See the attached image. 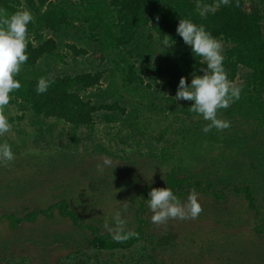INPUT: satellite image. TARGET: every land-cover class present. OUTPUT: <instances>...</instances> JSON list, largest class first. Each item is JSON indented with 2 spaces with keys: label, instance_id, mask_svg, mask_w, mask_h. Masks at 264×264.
Masks as SVG:
<instances>
[{
  "label": "trees",
  "instance_id": "1",
  "mask_svg": "<svg viewBox=\"0 0 264 264\" xmlns=\"http://www.w3.org/2000/svg\"><path fill=\"white\" fill-rule=\"evenodd\" d=\"M205 7L214 11L202 15ZM23 9L30 10L34 17L28 25L29 59L16 76L21 88L10 93V102L4 107L10 124L19 133L20 143L5 141L11 144L15 156L30 144L64 148L62 141L67 135L72 137V147L77 150L82 134L79 131L87 129L92 133L98 115L108 125L122 121L125 127L137 131L144 110L173 115L169 128L174 127V122L179 124L173 147L181 146L188 156L192 152L201 156L222 150V146L216 144L221 143L223 137L226 139L231 129L213 128L204 133L203 127L208 121L191 111L193 101L181 103L175 99L181 77L190 84L193 74L203 75L202 69L206 68V62L195 57L177 34L182 18L204 25L220 39L225 44L223 54L228 78L234 82L240 77L243 79L239 84L243 86L241 98L229 108L221 109L218 115L226 120H240L253 133L264 131V0H0V18ZM165 36H168V46L163 45ZM62 46L74 59L87 58L86 62L96 64L98 69L75 74L53 73L56 66L51 65V61L64 63L67 57L60 53ZM108 72L111 81L103 87ZM41 77L50 81V86L45 93L37 94L36 86ZM127 93L138 96L142 103L134 106L126 100ZM162 102L167 103L168 108L163 107ZM26 119L36 130L32 141L21 135L20 125ZM167 131L161 128L160 135ZM120 133L113 135V139L128 144L131 135L124 138ZM240 137L244 140L234 139L238 145L232 153L236 151L239 158H245L246 169L264 173V143L245 140L244 132ZM95 150L110 154L100 143L95 145ZM169 151L167 147L162 156L164 161L172 158ZM225 153L219 154L221 159L217 157L216 162H225ZM199 156L196 161L204 162L206 155L201 161ZM15 165L12 162V168ZM191 168L189 164L188 169ZM179 172V168L173 166L162 182L146 184L141 189L135 216L137 226L131 231L137 235L127 241L116 242L110 232L86 222L67 198L20 214L5 213L0 216V226L7 222L15 230L58 215L70 220L85 236L83 239L54 236L52 244L69 250L70 264H156L154 253L160 252V247L170 240L166 238L169 235L158 237L154 233L147 199L152 188L168 186L182 201L187 200L192 190L215 203L231 196L243 198L248 213L253 214L254 233L264 240V207L254 182L225 180L220 173L214 178L210 172L206 175ZM201 213L210 215L205 209ZM231 216L236 220L237 215ZM226 222L235 223L231 219Z\"/></svg>",
  "mask_w": 264,
  "mask_h": 264
},
{
  "label": "rangeland",
  "instance_id": "2",
  "mask_svg": "<svg viewBox=\"0 0 264 264\" xmlns=\"http://www.w3.org/2000/svg\"><path fill=\"white\" fill-rule=\"evenodd\" d=\"M247 5H250L249 1ZM60 53L67 54V57L64 63L51 61L50 64L56 66L53 70L55 74L98 69L96 64L86 62L87 58L74 59L63 46ZM110 81L108 72L103 87H107ZM241 82L242 77L235 83L239 86ZM126 100L134 106L142 103L138 96L128 93ZM179 102L185 103V100ZM162 106L168 108L167 103L162 102ZM166 115L144 110L137 131L125 127L122 121L108 125L98 115L92 133L87 129L79 131L82 134L77 150L72 147L73 139L68 135L62 141L64 148H47L45 143L43 147L30 144L24 152L15 156L12 162L16 165L13 168L12 162L0 165V216L5 213L20 214L34 207L44 208L67 198L86 222L99 225L103 231L109 232L104 227L106 223L114 225L117 211L127 222L126 231H132L137 226L135 216L141 189L146 184L162 182L173 166L179 168L181 175H206L210 172L212 177L220 173L225 180H250L254 182L264 207V173L246 169L245 158H239L236 151L232 153L238 145L234 139H240L243 132L244 136L247 135L245 140L264 143L263 130L253 133L240 120H230L231 130L226 129L229 131L226 139L223 137L222 142L216 144L217 147L222 146V150L201 156L192 152L188 156L181 146L173 147L177 141L175 129L179 124L174 122V127L169 128L174 118L170 113ZM65 128L69 130L68 125ZM161 128L168 130L166 134L163 132L160 135ZM20 130L23 131V138L33 140L36 130L28 119L22 122ZM118 131L124 138L131 135L128 144L113 139ZM133 133L135 136H132ZM88 135L91 137L88 138ZM258 137L261 140L258 141ZM19 139V133L13 127L0 136V142L11 140L20 143ZM99 143L110 154L96 152L95 145ZM167 147L172 158L164 161L162 156ZM223 151L226 152V161L216 162L217 157L221 159L219 154L222 155ZM204 155V162L198 163L197 157L201 161ZM180 158L183 160L180 161ZM105 160L109 163L105 164ZM189 164L193 168L188 169ZM198 202L210 215L200 213L194 220L169 219L163 224L152 225L158 237L169 235L166 238L170 240L169 244L160 247V252L154 253L156 264H264V240L254 233L253 214L248 213L243 198L231 196L226 201L215 203L213 199L198 196ZM232 214L237 215L236 220ZM209 216L212 219L209 220ZM149 217H152L151 211ZM230 219L235 223L229 225L226 221ZM55 235H70L77 239L85 237L70 220L58 215L52 220L40 219L35 224H25L15 230L7 222L3 223L0 226V264H70L67 257L69 250L52 244Z\"/></svg>",
  "mask_w": 264,
  "mask_h": 264
},
{
  "label": "clouds",
  "instance_id": "3",
  "mask_svg": "<svg viewBox=\"0 0 264 264\" xmlns=\"http://www.w3.org/2000/svg\"><path fill=\"white\" fill-rule=\"evenodd\" d=\"M208 11L214 9L205 7L201 14L205 15ZM33 20L34 17L28 9L18 10L10 17L0 18V136L8 133L12 127L4 107L10 102V93L22 86L16 76L21 71V66L29 59L26 51L29 43L28 25ZM176 31L190 47L192 54L206 62V68L202 69L203 75L194 73L190 84L185 77H181L175 99L193 101L191 111L208 121L203 127L204 133L213 128L221 131L230 128L231 121L221 118L218 113L241 98L243 86H238L228 78L223 42L213 36L204 25L196 24L188 18L179 20ZM165 37L163 45L168 46V36ZM49 86L50 81L41 77L36 86L37 94L45 93ZM14 160L15 154L11 144L0 142V165H8ZM104 163L109 161L105 160ZM148 195L147 207L152 212L153 224H163L169 219L194 220L203 211L195 190L190 191L186 201H182L168 186L154 187ZM126 223L117 211L114 225L106 223L104 227L112 234L114 241L122 242L137 235L135 232L126 231Z\"/></svg>",
  "mask_w": 264,
  "mask_h": 264
}]
</instances>
